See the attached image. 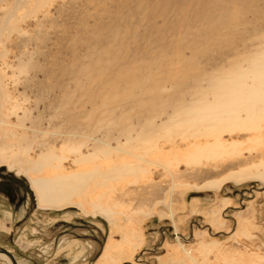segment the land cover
Instances as JSON below:
<instances>
[{
    "label": "rangeland",
    "instance_id": "1",
    "mask_svg": "<svg viewBox=\"0 0 264 264\" xmlns=\"http://www.w3.org/2000/svg\"><path fill=\"white\" fill-rule=\"evenodd\" d=\"M33 1L0 0L4 156L37 160L49 149L61 156L62 147L85 144L81 153L86 155L94 144L123 145L124 127L133 130L134 138L151 114L137 106L144 92L141 83L149 76L153 77L148 82L161 83L165 69L177 72L176 60L182 59L186 80H176L175 88L165 85L162 97L188 103L182 92H188L194 80L200 78L205 87L204 76L226 68L234 54L264 49L258 39L264 35V0L230 4L229 12L212 7L197 21L199 0H44L36 8ZM226 25L220 33L216 30ZM164 57L173 62L166 65ZM165 120L162 116L155 125ZM247 137L223 136L237 141ZM179 140L175 138L176 145ZM158 145L169 150L163 140ZM65 156L63 168L75 170L73 156ZM251 158L264 159V148ZM213 161L200 164L219 160ZM201 165L182 158L170 175L152 167L142 176L113 184L118 210L152 211L130 217L129 226L140 242L134 258L140 264H178L186 254L198 264H264V182L226 183L219 192L197 191L195 186L218 177L205 176L212 167L205 170ZM4 179L15 181L27 199L24 209L15 213L0 193V247L17 261L94 264L107 239L119 240L120 235H110V224L98 216H84L73 208L61 212L38 208L27 179L15 169L1 167L0 181ZM223 198L229 205L215 216L222 224L210 227L209 214ZM118 224L124 225L120 217ZM212 243L216 247L206 252L203 245Z\"/></svg>",
    "mask_w": 264,
    "mask_h": 264
},
{
    "label": "bare ground",
    "instance_id": "2",
    "mask_svg": "<svg viewBox=\"0 0 264 264\" xmlns=\"http://www.w3.org/2000/svg\"><path fill=\"white\" fill-rule=\"evenodd\" d=\"M43 1H33L35 8L42 5ZM241 1L243 0H209L206 2L199 0L198 3H202V13H197L195 21L212 7H219L220 10L227 8L228 11L231 6ZM225 28L227 25L216 30L220 33ZM258 39L263 45L264 35ZM242 47L246 49L244 44ZM246 50L241 55L234 54L237 56L229 61L226 68L221 67L205 75V87L202 86L203 81L200 78L194 80L191 89L187 90L188 92H182L183 95L189 97L188 103H185L184 99L183 103H172L173 97L166 99L162 97L167 90L165 85L175 88L177 87L176 80H186L185 70L181 66L182 59L176 60L174 69L177 72L162 68L166 71L164 81L161 83L148 82V79L153 77L149 76L145 82L141 83L144 92L137 100V106L140 109L151 110V114L146 118L145 125L140 126L141 131L134 138L131 136L133 130L128 126L124 127L121 135L124 138L123 145L117 144L116 147H112L108 143L94 144L93 151L86 155L81 153V147L85 144L77 147H62V150H59L61 156H57L54 150L49 149L37 160L4 156L0 150V167L13 168L27 179L38 208L57 212L73 208L83 213L84 216H98L110 224V235L118 233L119 240L107 239L94 264H140L141 261L134 258L135 249L140 244L139 237L129 226L130 217L132 214L140 213L145 217L151 215L152 211L125 214L118 210L112 199V193L116 189L113 184L124 183L130 177L142 176L150 172L152 167L155 171L162 169L170 175L171 170L178 166L182 158L192 165H201V160L210 159L214 160L213 162L219 160L213 165L202 163L201 166L204 169L212 167V172L204 173L205 176L216 175L218 177L209 178L200 187L195 186L194 189L197 191L205 189L219 192L226 183L240 185L246 182H264V159L259 158L254 161L251 158L252 154L264 148L262 140L264 134V49L261 48L259 51L257 49L255 52ZM164 61L166 65L173 62L167 57H164ZM243 63L245 65H242ZM143 95L147 98H143ZM168 112L170 114L167 117ZM162 116H166V120L160 125H155V122ZM1 121L0 116V125ZM0 130L5 134L3 127ZM245 133L248 134L245 140L223 138L224 135L235 136ZM176 137L180 138V143L177 145ZM160 140H163V144H168L169 150L165 151L166 148L158 145ZM67 154L73 156L71 165L75 167V170L66 171L63 168V162L68 158L65 156ZM243 154H247L249 159L244 158ZM234 166L236 168L233 169ZM228 205V200L223 198L221 205L211 211L209 214L210 227L216 223L222 224L218 217L215 218L216 212L219 210L220 214ZM169 210L172 211L171 208ZM118 217L122 218L123 226L118 224ZM215 245V243L206 244L203 248L208 252ZM177 260L178 264H186V261L189 264H198L191 258V255L186 254L184 258L180 257ZM0 261L2 264H11L9 258L3 254H0ZM17 263L24 264L21 261Z\"/></svg>",
    "mask_w": 264,
    "mask_h": 264
},
{
    "label": "flooded vegetation",
    "instance_id": "3",
    "mask_svg": "<svg viewBox=\"0 0 264 264\" xmlns=\"http://www.w3.org/2000/svg\"><path fill=\"white\" fill-rule=\"evenodd\" d=\"M30 192L34 196L33 192L32 191ZM0 193L2 195H5L8 204L12 205V207L15 208L14 209L15 213L19 212L21 209H24L23 206L27 204L26 197L21 194L20 188H18L16 182L12 181L11 179H4L0 181ZM31 194L28 195L29 200L31 198ZM34 202L36 205V201Z\"/></svg>",
    "mask_w": 264,
    "mask_h": 264
},
{
    "label": "water",
    "instance_id": "4",
    "mask_svg": "<svg viewBox=\"0 0 264 264\" xmlns=\"http://www.w3.org/2000/svg\"><path fill=\"white\" fill-rule=\"evenodd\" d=\"M0 254H3L5 256H7L11 262V264H18L17 260L14 258V255L11 254L9 251H7L6 249L0 247Z\"/></svg>",
    "mask_w": 264,
    "mask_h": 264
}]
</instances>
